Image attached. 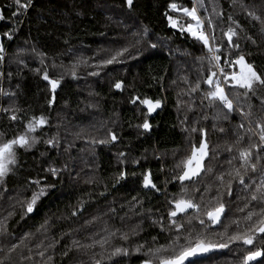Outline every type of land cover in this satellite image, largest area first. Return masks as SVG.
<instances>
[{
	"label": "trees",
	"instance_id": "obj_1",
	"mask_svg": "<svg viewBox=\"0 0 264 264\" xmlns=\"http://www.w3.org/2000/svg\"><path fill=\"white\" fill-rule=\"evenodd\" d=\"M171 2H176L178 7L193 6L192 0H134V9L129 11L124 0H33V5L21 16L11 17L12 9L5 10L6 19L0 21V43L5 48L4 60L0 61V71L4 73L0 88L16 95H0V108L19 109L17 115L25 123L41 115L48 123L34 133L39 142L30 151L18 150L15 174L0 187V221L7 229L0 235V249H3L0 260L4 264H93L94 259L101 264H116L121 259L126 264H140L141 260L152 258L151 253L145 256V252L168 239L167 233L153 225L149 217L165 216V196L171 199L180 194L179 181L172 180L180 169L174 165L190 154L191 144L198 146L201 138L199 131L190 132L191 127L205 129L209 156L204 164L213 169L207 176L201 173L203 181L197 179L199 191L193 192L189 187L188 195L194 196L197 202L206 185L211 186V191L205 203L215 196L219 183L215 176L230 167L226 161L236 154V147L247 146L245 136L240 145L233 147L232 153L226 150L236 139L241 117L233 112L228 120L214 119L216 108L207 107L206 100L201 102L208 88L201 78L208 75L209 65L206 58H197L206 57L207 49L188 33L181 35L169 27L166 11L173 17H181L180 23L190 22L182 13L168 10ZM5 4H11V0H0V7ZM203 4V8L198 7V15L212 19L215 41L210 44L220 49L222 63L237 54L236 49L228 46L224 33L238 23L243 31L237 29L238 37H233V42L244 34L251 36L256 44L240 38L239 51L264 72V0H236L235 5L232 0H203ZM215 4L219 5L217 11L222 16L213 14ZM249 11L260 20L249 16ZM230 14L232 21L228 19ZM204 24L207 31V20ZM13 26L16 31L8 40L3 33ZM145 26L147 35L143 34ZM150 44L157 47L151 48ZM123 47H128L129 52L121 58L122 63H103ZM53 62L57 65L55 69L51 67ZM45 65L50 78L64 77L51 106L48 104L50 86L34 71L40 69L42 73ZM73 65H76L75 79L70 74ZM92 72L98 75L93 76ZM118 80L125 85L123 91L113 87ZM198 80L200 88L190 91ZM133 97L162 102L159 109L147 115L151 124L148 132L137 127L146 118L147 110L139 102L133 104ZM244 110L247 111L246 105ZM253 112L255 120L260 113L258 108H253ZM15 123L13 129L6 114L0 111V130L6 133L5 138L23 131V123ZM185 128L189 131L185 132ZM220 128L224 131H219ZM109 131L116 134L115 142L110 141ZM53 137L58 146L44 143ZM93 139L110 142L93 144ZM120 152L126 155L120 158ZM119 159L125 163L120 164ZM133 160L138 163H132ZM49 167L61 169L59 175L53 178L46 171ZM120 171L126 176L117 182ZM146 171L151 172L153 181L161 189L165 187L162 181H170L166 185L167 193L150 192L141 186V176ZM249 175L258 182V174ZM245 179L247 182L248 177ZM32 180L55 187L37 202L33 212L27 213L26 202L36 188L30 183ZM238 188L234 183L232 197L225 196V215L219 226L207 229L208 239L221 242L216 233L224 231L221 225L225 223V216L242 218L247 211L259 210L253 202L245 212L237 211L244 204L237 198ZM73 211H76L74 216ZM137 225L139 234L132 236V229ZM240 227L244 228L243 220ZM105 228L116 232L106 246L109 251L115 246L133 248L137 244L143 245L141 251L132 254L130 259L113 257L111 261L107 259L108 251L99 245L61 255L72 240L89 244L93 239L103 238L107 235ZM234 229L232 225L229 232ZM124 232L130 234L126 242L119 238ZM153 236L157 237L156 241ZM12 244L19 247L11 253V260H6L4 257ZM256 246L264 248V242L257 238L252 246L236 242L227 248L214 249L205 254L204 264H240L242 249ZM41 251L45 252L43 259L38 255ZM49 255L53 258L51 262H47ZM29 256L31 259H23Z\"/></svg>",
	"mask_w": 264,
	"mask_h": 264
},
{
	"label": "snow or ice",
	"instance_id": "obj_2",
	"mask_svg": "<svg viewBox=\"0 0 264 264\" xmlns=\"http://www.w3.org/2000/svg\"><path fill=\"white\" fill-rule=\"evenodd\" d=\"M236 0H232V4L235 5ZM124 4L129 11L134 9V0H124ZM33 5V0H11V4H5L0 7V21L6 19L4 12L6 9L11 8V17H18L25 14L29 7ZM192 7H178L176 2H171L167 5V8L172 13L180 12L183 17L190 18V22L187 25L180 23L181 17H173L168 11L164 13L168 25L170 28L178 31L181 35L188 33L191 37L201 42L203 47L207 49V56H201L197 59H207L208 62V75L202 77L204 84L208 85L201 97V102L207 101V107L216 108V114L214 119H229V114L235 112L241 117V122L237 125L238 131H236V139L232 145L227 147L229 153L233 152V147L240 145L247 136L248 144L246 147H236V154L232 155L226 162L230 167L222 172H219L215 176V180L218 181L216 187L215 196L211 197L207 203H205V197L211 191V186L206 185L204 192L201 193L199 201L197 202L194 196L188 195L189 187L193 192L199 191L197 179L203 181L204 176H207L213 171L211 167H206L204 161L209 156V145L205 139L206 133L204 128L199 130L193 126L190 129L191 133L199 131L200 140L197 144H191L190 154L182 157L178 162L175 163L174 167L180 169L178 174L172 176V180L179 181L180 194L173 196L169 199L165 196L167 205V211L165 216L152 218V224L159 227L161 232H166L168 239L166 243L159 244L153 248H150L144 255L147 256L151 253L150 259H143L140 264H204L205 254L209 253L214 249L227 248L230 244L239 242L242 245L252 246L257 238L261 242H264V72L259 71L253 62H249L245 58V54L240 52L239 39H245L251 41L252 44H256V41L251 36L244 34L243 37H239L237 42H233V37H238L237 29H241L240 24H236L235 28L229 27L224 33L227 37L228 46L237 50V54L234 59H224L223 63L220 54V49L214 46L215 36L212 34L214 25L210 17H203L198 15V7L203 8V0H192ZM218 4L213 5V14L216 16H222V12L217 11ZM207 11V9H205ZM248 15L254 20H260L259 16H256L253 12L249 11ZM228 19L232 21L231 14ZM207 20V31L205 30L204 21ZM194 21V23H192ZM264 23V21H262ZM16 27L13 26L10 31H5L3 36L7 37L8 40L13 38ZM148 29L145 26L143 34L147 35ZM149 47L156 48V44H150ZM5 48L3 43H0V61L4 60ZM128 47H123L115 50L108 59L104 60L105 65L113 63H122V57L125 53H128ZM43 55V54H41ZM252 55V53H248ZM132 58H135L133 56ZM23 63V61H20ZM41 64H44L43 59ZM238 71L228 72V68H236ZM53 69L57 65L53 62L51 65ZM76 65L72 66L70 71L71 76L75 79ZM35 72L41 75V78L47 82L50 86L51 98L48 100L49 106L55 100V93L61 85L63 75H58L55 78H50L48 74V66L45 65L44 71L41 73L40 69H35ZM95 76L97 72L90 73ZM4 73L0 71V78H3ZM11 77V73H8ZM116 90L123 91V81H116L113 85ZM200 88V81L198 80L194 87L190 88V91L195 92ZM228 89L226 91L225 89ZM243 89L241 93L238 91ZM0 95L3 96H15V92L5 91L0 88ZM131 102L143 105L146 110V118L142 124L137 125L138 128H142L145 132L151 130V124L147 119V115L152 114L162 105L161 100L150 99L148 97L140 98L133 97ZM247 106V111L244 110V106ZM253 108H258L259 117L255 120L253 116ZM188 110L191 111V105H188ZM226 110V111H225ZM0 111L6 114L7 120L12 123L13 129L16 127L15 122L23 123V131L15 132L14 135L6 137V133L0 130V187H2L7 178L10 175L15 174V168L18 166V150L30 151L38 142L39 138L34 135L38 128L45 126L48 121L43 115L31 117L26 123L17 115L19 109H13L11 107L0 108ZM207 119V116L204 117ZM247 122V127L245 126ZM188 132L189 129H183ZM242 130V131H240ZM219 131L223 132L224 129L220 128ZM108 136L111 142L117 140L116 134L109 131ZM253 137H258V140H253ZM109 140H95L91 142L93 144H106ZM49 146H58V141L55 137L44 141ZM43 155V154H42ZM126 154L124 152L118 153V157L122 158ZM214 158V157H213ZM238 162V164H234ZM120 164H124V159H119ZM132 163H138L133 160ZM66 167V166H65ZM53 178L59 175L61 169L49 167L47 170ZM163 171V168H161ZM252 174H258L257 179H254ZM135 175V173H133ZM126 173L120 171L117 175V182L124 179ZM228 177L226 180L225 177ZM248 177L246 182L245 177ZM170 181L165 179L162 183L165 185L163 189L157 187V184L153 181L152 174L150 171L142 173L141 186L150 192H165L167 193L166 185ZM185 182H190L186 184ZM30 183L35 184L36 188L32 191L30 198L27 200L25 209L27 213H31L34 210L37 202L48 195V190L55 187L54 184H41L39 180H32ZM236 183L238 188L237 198L244 201L243 206L238 207L237 211L245 212V209H249L253 202L258 206L259 210H250L245 213L242 218H230L225 216V223L221 225L224 229L222 233H216L221 237V242H214L208 239L207 229L212 225L221 223V217L225 215V196L232 197L233 195V184ZM136 198L133 197V200ZM203 206V211H202ZM82 208V205H81ZM191 210V211H189ZM114 211V210H113ZM151 211L150 209L148 210ZM11 215V213H10ZM72 215H76V211L72 212ZM207 218V222L205 220ZM165 220L167 223H165ZM244 222V228L241 229V221ZM235 225V229L229 232V228ZM43 227V226H42ZM137 228L132 229L131 235H138ZM7 231L4 223L0 221V235L5 234ZM104 231L107 233L103 238L99 240H92V243L82 244L78 240H72L71 245H66L65 250L61 253L62 256H68L70 252L75 249L80 251L81 249H91L99 245V247L108 251L107 259L112 260L113 257L131 258L134 253H139L143 245L137 244L133 248L124 246H115L110 251L106 248L111 238L116 235V232H109L108 228ZM116 231H119L118 229ZM129 233L124 232L120 234V239L127 241L129 239ZM91 239V238H90ZM153 241H156L157 237H152ZM54 245H50L53 247ZM18 244H12L8 248V252L4 259L11 260V253L18 248ZM3 249H0L2 252ZM244 255L241 257L240 264H253V262L259 261V264H264V260L260 258L264 257V248L260 246L249 247L247 250H243ZM38 255L43 259L45 252L41 251ZM23 259H31V257H23ZM52 256H47V262L52 261ZM0 264H4V260H0ZM93 264H101L99 260H93ZM116 264H126V261L121 259L117 260Z\"/></svg>",
	"mask_w": 264,
	"mask_h": 264
},
{
	"label": "rangeland",
	"instance_id": "obj_3",
	"mask_svg": "<svg viewBox=\"0 0 264 264\" xmlns=\"http://www.w3.org/2000/svg\"><path fill=\"white\" fill-rule=\"evenodd\" d=\"M192 23H194V21H193ZM235 69L238 71V70H239V69H238V66H237L236 68H232L231 70L234 71ZM236 70H235V71H236Z\"/></svg>",
	"mask_w": 264,
	"mask_h": 264
},
{
	"label": "water",
	"instance_id": "obj_4",
	"mask_svg": "<svg viewBox=\"0 0 264 264\" xmlns=\"http://www.w3.org/2000/svg\"><path fill=\"white\" fill-rule=\"evenodd\" d=\"M222 218H223V216L221 217V221H222ZM220 225V223L219 224H216V225H214L215 227H217V226H219Z\"/></svg>",
	"mask_w": 264,
	"mask_h": 264
},
{
	"label": "built area",
	"instance_id": "obj_5",
	"mask_svg": "<svg viewBox=\"0 0 264 264\" xmlns=\"http://www.w3.org/2000/svg\"><path fill=\"white\" fill-rule=\"evenodd\" d=\"M221 63H222V61H221Z\"/></svg>",
	"mask_w": 264,
	"mask_h": 264
}]
</instances>
